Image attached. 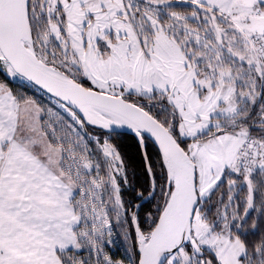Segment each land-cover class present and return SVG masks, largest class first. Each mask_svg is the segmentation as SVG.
Instances as JSON below:
<instances>
[{"label":"snow or ice","instance_id":"obj_1","mask_svg":"<svg viewBox=\"0 0 264 264\" xmlns=\"http://www.w3.org/2000/svg\"><path fill=\"white\" fill-rule=\"evenodd\" d=\"M0 264H264V0H0Z\"/></svg>","mask_w":264,"mask_h":264}]
</instances>
